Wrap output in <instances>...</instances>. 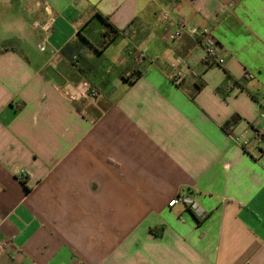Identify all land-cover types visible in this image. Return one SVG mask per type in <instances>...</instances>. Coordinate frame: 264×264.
Returning a JSON list of instances; mask_svg holds the SVG:
<instances>
[{"label": "crops", "instance_id": "1", "mask_svg": "<svg viewBox=\"0 0 264 264\" xmlns=\"http://www.w3.org/2000/svg\"><path fill=\"white\" fill-rule=\"evenodd\" d=\"M254 132L264 0H0V264H264Z\"/></svg>", "mask_w": 264, "mask_h": 264}, {"label": "built area", "instance_id": "2", "mask_svg": "<svg viewBox=\"0 0 264 264\" xmlns=\"http://www.w3.org/2000/svg\"><path fill=\"white\" fill-rule=\"evenodd\" d=\"M187 29V24L184 21H179L178 29L169 33V40L178 39L182 33ZM189 33L193 37L198 38V44L204 51L205 59L217 66H221L224 63L222 56L220 55V51L215 42L211 40V31L210 28H202L198 29L196 27L191 28ZM173 72L170 76V79L174 85H179L180 81L183 78V70L186 69V63L182 59H177L172 65ZM236 88L235 84H230L226 86V92L230 93L234 91ZM62 93L70 100H78V99H90L95 100L97 98V93L92 92L88 85L86 84H78V85H70L61 89ZM255 138L259 140H264V136L260 133L254 132ZM263 169H264V160H263ZM177 204H182L193 213V215L198 219L202 220L205 217V214L202 210H200L197 205L187 196L178 197L177 199H173L168 203V207L171 208Z\"/></svg>", "mask_w": 264, "mask_h": 264}, {"label": "trees", "instance_id": "3", "mask_svg": "<svg viewBox=\"0 0 264 264\" xmlns=\"http://www.w3.org/2000/svg\"><path fill=\"white\" fill-rule=\"evenodd\" d=\"M105 31L102 32V44H107L109 42H111L115 36L117 35V32L112 29L109 25L105 24ZM237 117H232L230 120H228L223 126L222 128L224 130H227L230 126H233L237 123Z\"/></svg>", "mask_w": 264, "mask_h": 264}]
</instances>
